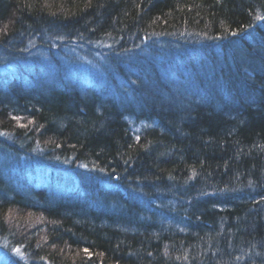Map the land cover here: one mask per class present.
Segmentation results:
<instances>
[{
	"label": "trees",
	"instance_id": "trees-1",
	"mask_svg": "<svg viewBox=\"0 0 264 264\" xmlns=\"http://www.w3.org/2000/svg\"><path fill=\"white\" fill-rule=\"evenodd\" d=\"M64 45L103 75L64 80ZM0 237L20 264H264V0H0Z\"/></svg>",
	"mask_w": 264,
	"mask_h": 264
},
{
	"label": "rangeland",
	"instance_id": "rangeland-1",
	"mask_svg": "<svg viewBox=\"0 0 264 264\" xmlns=\"http://www.w3.org/2000/svg\"><path fill=\"white\" fill-rule=\"evenodd\" d=\"M92 47L84 45L79 49L74 48L71 50L64 45L52 51L54 52V55L58 57L62 76L65 80H70L69 75L73 74V72L77 70L84 75H103L102 71L104 69V62L101 60L102 54L98 52L99 46ZM45 61L49 66L53 67L51 70L58 74L55 66L56 60L52 61L49 57H47ZM0 257L4 259L10 258L13 264H20L17 259H20L21 261L25 260L21 250L18 247L7 244L5 238L3 237H0Z\"/></svg>",
	"mask_w": 264,
	"mask_h": 264
},
{
	"label": "bare ground",
	"instance_id": "bare-ground-1",
	"mask_svg": "<svg viewBox=\"0 0 264 264\" xmlns=\"http://www.w3.org/2000/svg\"><path fill=\"white\" fill-rule=\"evenodd\" d=\"M58 71H60V69L58 70ZM78 71V70H77ZM77 71H74L73 72V74H70L69 75V78H70V80H74V78H73V76L75 75V73L77 72ZM67 74V73H66ZM65 77V76H64ZM66 78V77H65ZM64 79V78H63ZM65 80V79H64Z\"/></svg>",
	"mask_w": 264,
	"mask_h": 264
}]
</instances>
